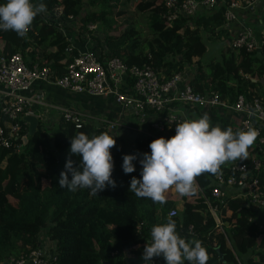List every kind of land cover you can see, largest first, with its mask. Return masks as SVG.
<instances>
[{
    "label": "trees",
    "instance_id": "1",
    "mask_svg": "<svg viewBox=\"0 0 264 264\" xmlns=\"http://www.w3.org/2000/svg\"><path fill=\"white\" fill-rule=\"evenodd\" d=\"M166 1L33 0L34 4L47 6L51 21L38 15L26 38L14 31L0 30V54L9 56L20 52L29 63L48 66L53 76H62L78 49L61 28H69L67 21L77 17L75 29H72L75 34L71 35L80 42L93 35L102 59L104 56L118 57L127 65H150L161 80L196 64L195 72L188 78L195 91H217L228 103H233L238 93H243L248 100L258 97L264 101V37L258 33L263 42L260 48L251 51L245 46L224 47L229 36L224 10L232 0H219L215 11L199 17L177 14L171 19L167 17L170 8ZM238 1L243 5V0ZM129 3L145 14V33L128 10ZM56 6L60 10L57 17L54 15ZM90 23L95 24V30L88 28ZM96 30L102 32L101 37L94 34ZM208 41L221 47L218 55L206 58ZM128 111L140 125H137L131 145L123 149L117 143L111 150L117 186L93 196L88 189L61 188L60 173L69 157L71 137L78 132L90 138L108 133L106 125L114 118L102 119L101 124L83 121L76 126L61 114L52 130L43 128L40 122L38 130L28 140L13 138L12 144L7 146L1 142L9 134L12 119L0 107V261L26 257L47 241L49 246H54L49 251L55 250V264H144L142 254L147 240L151 239V228L166 223L170 209L177 211L171 218L176 221L180 235L198 239L207 248V264L215 259L217 245L226 252L225 256H232L202 196V192L210 194L215 174L197 177L198 190L191 196L170 190L165 204L137 198L129 192L131 179L141 177L142 165L138 158L134 161L136 170L126 174L122 167L123 156L150 152L149 144L154 139L171 138L175 133L174 124L166 118L167 110L146 108L144 121L139 112ZM152 112L153 117L150 116ZM203 115L199 113L200 117ZM208 116L210 121L217 119L219 126L228 128L225 117L215 113ZM157 119L163 124L162 129L152 126ZM20 123L21 133L25 134L27 123L22 120ZM71 158L78 166L81 158L75 155ZM221 172L231 173V163L222 166ZM262 183L264 189V176ZM211 200L217 202L214 198ZM219 203L220 208L232 210L237 215L232 233L235 239L240 237L236 239L235 250L241 253L251 244L242 232L247 222L244 199L227 197ZM189 225L195 235L187 232ZM158 259L159 264H166L163 256ZM263 261L264 257L254 264H263Z\"/></svg>",
    "mask_w": 264,
    "mask_h": 264
},
{
    "label": "built area",
    "instance_id": "2",
    "mask_svg": "<svg viewBox=\"0 0 264 264\" xmlns=\"http://www.w3.org/2000/svg\"><path fill=\"white\" fill-rule=\"evenodd\" d=\"M219 0H167L166 4L170 8L167 17L171 19L177 14L194 16L200 6L213 7ZM253 0H243L248 4ZM240 5L238 0L230 1L224 10L226 24L235 18L234 8ZM49 11L41 14L42 19H51ZM60 14L59 6L54 8V15ZM71 18V17H70ZM51 21V20H50ZM95 24H88L92 29ZM264 37V27L261 31ZM263 40L258 39L252 27L242 26L237 35L231 41V47L245 46L247 51L260 48ZM182 71L175 73L166 80H161L158 72L150 65H127L118 57H103L97 50H79L73 55L67 64L66 72L62 76H53L48 66L38 63H29L20 52H15L9 56L0 54V107L1 110L12 119L9 134L2 138L3 145H11L13 138H22V124L20 116L30 113L32 100L24 94L35 81L53 82L60 87L72 91L87 92L91 95H110L114 102L122 110H132L140 113L141 121H144L146 108H153L157 111L167 110L173 101L181 102L183 105L202 112L201 114H214L207 110H227L233 109L239 113L238 123L232 127L233 130H247L254 128L259 135L255 143L249 149V158L243 161L231 163L232 172L226 175L221 172L216 175L215 185L208 195L202 192L205 204L214 218L215 226L227 237L221 225L217 212L222 202L227 197H241L243 194L246 200L252 204H257L264 208V189L262 179L264 176V101L258 97L247 99L243 93H238L233 103H228L222 99L217 91H195L186 78L182 86H178L180 81L185 79ZM256 110V115L249 117L248 110ZM204 112V113H203ZM67 119L80 126L83 116L71 108L63 110ZM216 114V113H215ZM223 117V116H222ZM166 118L172 122L174 133L175 125L185 119L179 115L167 112ZM116 121H108L107 127L114 130ZM152 126L162 129L163 124L159 119L152 122ZM1 133V129H0ZM230 188L237 189L231 191ZM242 192H238L239 190ZM237 191V192H236ZM177 214L176 209H170L168 216ZM253 217L249 219L252 220ZM187 232L194 235L192 225H189ZM150 240V239H149ZM42 247L33 249L26 257L18 259L9 258L8 261L14 264H55V250H50L54 246L43 242ZM48 250L46 251L45 249ZM153 264H159L158 257L154 258ZM264 264V261H263Z\"/></svg>",
    "mask_w": 264,
    "mask_h": 264
},
{
    "label": "clouds",
    "instance_id": "3",
    "mask_svg": "<svg viewBox=\"0 0 264 264\" xmlns=\"http://www.w3.org/2000/svg\"><path fill=\"white\" fill-rule=\"evenodd\" d=\"M47 6L33 0H6L0 3V30L14 31L26 38L35 18L44 14ZM249 117L256 110H248ZM171 138L159 137L150 144V152L125 154L123 170L126 174L136 170L139 158L141 177H133L129 192L137 198H148L153 203H167V193L174 190L182 196H191L198 190L197 177L209 173L219 175L222 166L247 160L249 149L259 133L254 128L233 130L213 126L208 114L199 119H185L175 125ZM116 136L101 133L92 136L78 132L71 137L69 157L60 173L59 186L69 191L90 190L99 195L106 188H115L112 149ZM80 157L79 165L71 157ZM71 173V179L69 178ZM163 256L166 264H207L209 253L202 242L181 236L176 221L169 216L167 222L151 228V239L143 249L144 264H153L155 257Z\"/></svg>",
    "mask_w": 264,
    "mask_h": 264
},
{
    "label": "crops",
    "instance_id": "4",
    "mask_svg": "<svg viewBox=\"0 0 264 264\" xmlns=\"http://www.w3.org/2000/svg\"><path fill=\"white\" fill-rule=\"evenodd\" d=\"M5 2V1H4ZM218 7L200 6L194 14V17H199L202 14H208L215 11ZM235 18L228 23L229 36L225 41V45L231 47L232 39L237 35V32L242 26L252 27L255 31L257 38L264 27V0H253L252 2L243 5H239L234 8ZM74 19L68 20L67 25L71 28H61L63 34L70 37L72 45L79 50L92 49L97 50L95 43L88 40L80 42L74 35L75 27L72 25ZM186 76L183 81L178 83V86H182L186 78H190L192 75L191 66L188 65L185 70L182 71ZM24 94L31 100L30 113L39 115V124L47 130H52L57 124L59 116L63 113L65 108H71L79 112L83 116V121H91L97 124H101L102 119L116 118L121 119L126 113V118L131 116L130 111L122 110L110 95H91L87 92L72 91L67 88L60 87L53 82H41L35 81ZM167 112L179 115L183 119H199V113L197 110H193L181 102L173 101L169 104ZM206 112L216 113L225 117L228 121L227 124L235 126L239 121V113L229 108L227 110H207ZM204 113V112H203ZM205 114V113H204ZM40 126V125H39ZM231 191L237 189L230 188ZM237 192V191H236ZM238 192H242L240 189ZM244 199V205L246 207L247 222L242 226V232L244 236L251 242L250 246L241 253L235 250L236 239L239 240V236L236 239L233 237L232 227L237 221V215L232 210L220 208L217 212L220 217L221 225L227 237L224 236L227 248L233 253L232 256H225L226 252L219 249V245L216 246V257L211 264H254L256 260L264 257V208L252 204L246 200V197L240 195ZM253 217L252 220L249 218ZM235 234V233H234ZM192 235V234H191ZM195 235V234H194ZM262 238V239H260ZM191 239V238H190ZM213 243H216L214 241ZM228 250V251H229Z\"/></svg>",
    "mask_w": 264,
    "mask_h": 264
},
{
    "label": "rangeland",
    "instance_id": "5",
    "mask_svg": "<svg viewBox=\"0 0 264 264\" xmlns=\"http://www.w3.org/2000/svg\"><path fill=\"white\" fill-rule=\"evenodd\" d=\"M4 1L6 2V0H4ZM85 6H87V4H85ZM128 10L135 16V20H136V23H137L138 27L141 30H143V32L145 33V30H146V24H145L146 18H145V14L142 13V12H139L136 9V6L134 4H132V3H129ZM77 20H78V18L75 17V19H74V21L72 23V25L74 27L76 26ZM68 27L71 28V26H68ZM95 29L96 28L94 27V28H92L90 30H95ZM94 32L93 33L96 36H98V37H101L102 36V32L100 30H96ZM87 38H88V40L90 42L96 44V38L93 35H89V36H87ZM226 45L224 47H229V46H226ZM207 46H208V52L206 54V58H210L212 55H218L219 54L221 47L219 45H217L216 42L208 41L207 42ZM190 66H191V71L192 72H195L196 64L190 65ZM150 116L153 117L154 116V113L152 112V114ZM133 117H134V115L133 116L131 115V116H128L126 118V113H125V115L123 116V118H121V119H116L115 118V119H113V121H116V124H117L116 127H115V129L114 130H109V129L107 130V132H108L109 135H112L113 137L116 136L117 143L123 149H125L129 145H131L133 143V140H134L135 131L137 129V125L139 124V121L137 122L136 119L133 118ZM94 121L96 123V120H94ZM211 124L212 125H218L219 124V121L217 119H213V120H211ZM11 200L12 201H15V199L13 197L11 198Z\"/></svg>",
    "mask_w": 264,
    "mask_h": 264
},
{
    "label": "water",
    "instance_id": "6",
    "mask_svg": "<svg viewBox=\"0 0 264 264\" xmlns=\"http://www.w3.org/2000/svg\"><path fill=\"white\" fill-rule=\"evenodd\" d=\"M20 120L27 123V132L23 135V141L28 140L32 137L39 128V115L33 113H26L20 116ZM0 264H14L8 261V259H4L0 261ZM105 264H111L110 262H105Z\"/></svg>",
    "mask_w": 264,
    "mask_h": 264
}]
</instances>
